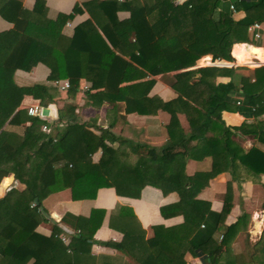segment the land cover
<instances>
[{"label":"trees","instance_id":"trees-1","mask_svg":"<svg viewBox=\"0 0 264 264\" xmlns=\"http://www.w3.org/2000/svg\"><path fill=\"white\" fill-rule=\"evenodd\" d=\"M226 2L245 12L244 17L236 19ZM82 11L89 17L66 33V21ZM119 11L128 16L119 18ZM0 16L12 24L0 31V191L11 180L6 176L14 180L0 197V264H187L186 253L198 261L190 264H264V245L260 249L249 241L250 214L242 210L235 222L224 224L237 173L244 170L255 179L264 174V151L256 146L245 151L231 136L241 132L264 142V125L231 126L222 118L225 111L244 117L264 112V65L249 75L240 74L237 83L216 78L233 77L244 66L190 69L201 57L206 63L209 56L233 60L234 43H252L247 28L264 21V0H83L74 4L71 13L54 17L48 16L44 0H34L31 8L24 7L22 0H0ZM246 46L235 45L233 54L242 63L255 65ZM37 65L48 69L45 79L20 84L17 71L28 72ZM172 71L170 85L177 96L163 100L149 95L155 82L151 76ZM54 79H67L72 93L83 82L91 91L82 103L60 101L57 120L47 134L41 130L44 120L29 115L21 103L25 97L45 102L59 96ZM84 106H105V126H99L98 133L91 129L94 119L78 118ZM122 110L166 111L167 141L155 149L117 135L112 128L118 117L124 118ZM110 113L114 117L108 121ZM178 114L185 116L188 130ZM126 147L136 155L133 162ZM150 150L154 155L148 158ZM206 156L211 159L208 170L185 174L187 158ZM220 172H227L231 181L221 211L215 212L198 195ZM147 183L164 194L178 193L179 199L160 206V213L182 215L183 220L152 225L147 236L137 221L111 218L110 227L123 236L103 244L117 254L91 252L103 210L92 209L87 217L64 214L61 222L73 228L67 242L60 239L65 230L56 222L49 235L36 230L49 219L38 206L51 193L69 188L72 199L92 200L102 187L113 186L119 192ZM261 187L264 210L263 183ZM241 235L243 247L237 251Z\"/></svg>","mask_w":264,"mask_h":264},{"label":"crops","instance_id":"crops-1","mask_svg":"<svg viewBox=\"0 0 264 264\" xmlns=\"http://www.w3.org/2000/svg\"><path fill=\"white\" fill-rule=\"evenodd\" d=\"M83 0H44L48 10V16L54 17L57 13H71L75 3H80ZM24 5L25 0H22ZM233 4V3H232ZM225 6L229 9V3L226 2ZM230 10V9H229ZM232 13V12H231ZM236 19L244 17L245 12L235 11L232 13ZM119 18H125L128 16V12L119 11ZM89 15L86 11L74 13L69 19L72 21V26L67 27L65 25L66 33L70 34L72 28L80 23L81 21L88 18ZM261 24V38L256 40L252 39V43H234L231 47V55L234 61L239 59L233 54L234 46L240 44H246L245 51L250 53L252 61L255 65L245 63L246 69H237L232 76L222 75L217 76L216 81L226 83L231 79L236 83L240 74L249 75L252 71L261 65H264V21L259 22ZM12 24L0 16V31L11 28ZM250 33V32H249ZM251 34V33H250ZM234 52H238L237 47ZM209 56V55H208ZM212 60L211 56H209ZM239 58H244L243 55H239ZM231 61V60H230ZM233 61V60H232ZM241 64V61H239ZM209 66L204 65L199 60L190 69ZM240 65H234L237 67ZM175 71L158 74L151 76L155 79L153 86L150 89L149 95L156 94L163 100H169L175 98L177 93L170 85V76ZM48 74V69L43 65H37L30 71H17L16 79L20 84H30L34 81L45 79ZM253 80V79H252ZM61 102L64 100H76L77 102H85L87 99L86 95H82L78 92L72 93L70 91L61 92ZM235 97L242 100L243 96L235 94ZM33 99L31 97H25L23 101ZM59 103V101H58ZM124 107V104H122ZM105 106H101L99 109H94L89 106L80 107L78 118L81 121H88L94 119V124L91 129L98 133L99 126H105ZM121 119H117L114 123L112 131L117 135L123 137L134 144H146L152 148L161 147L168 139L166 124L169 121V114L166 111L158 110L155 114H138L135 112L125 113L121 111ZM107 120H113L112 114H109ZM179 122L184 130H188V123L183 114H178ZM222 118L225 124L231 126H238L242 123L247 124H260L264 125V112L257 116L244 117L238 112L225 111L222 113ZM231 138L243 149L248 150L253 146L260 148L264 151V142H258L255 137L251 134H243L241 132H235ZM116 145V144H115ZM126 151H129L128 160L133 162L136 155L131 152L127 147ZM148 158L154 155L153 150L148 151ZM100 155V152H96L93 158L96 160ZM211 166V159L209 156L196 160L193 158H187L184 164V172L186 175H193L198 170H208ZM13 180V176L9 175ZM231 181V177L227 172H220L214 177L209 179L208 185L201 190L198 197L210 202L211 210L219 212L223 206V195L226 192L227 181ZM9 182V183H10ZM264 184V174H261L259 178H254L244 170H240L236 179L232 180V207L229 213L226 215L224 224L229 225L236 221L237 216L242 210L247 211L252 219L253 214L260 208L251 210L249 203L252 201L261 200L262 187ZM132 187V186H131ZM133 186L132 190H120L119 192L115 187H102L97 190L96 196L92 200H74L71 197V191L69 188L59 190L46 196L41 206L48 214L49 219L40 222L36 230L43 234L49 235L52 232L54 223L56 222L65 231L62 234H67L68 237L71 235L73 228L61 222V217L66 213L73 215H82L87 217L92 209L103 210V216L99 222L97 221V228L93 234V243L91 246V252L95 255L98 254H109L114 255L118 252L111 246H106L103 243L106 241H120L123 233L116 229L114 226L110 227L111 218H128L132 222L137 221L139 225L146 231V235L149 236L152 233L151 226L155 224H162L165 226L174 225L180 223L183 220L182 215H173L165 217L160 213V206L176 202L179 199V195L175 191H170L164 194L161 189L156 188L152 184H145L140 188ZM3 193V190H2ZM3 194H0L2 196ZM120 208V209H119ZM262 210V209H261ZM124 211V215L123 214ZM122 212V213H121ZM114 216V217H113ZM98 219V218H96ZM95 219V220H96ZM133 222V223H134ZM61 234V235H62ZM236 243V242H235ZM185 260L187 263H198L197 259L194 258L190 253L185 254Z\"/></svg>","mask_w":264,"mask_h":264},{"label":"built area","instance_id":"built-area-1","mask_svg":"<svg viewBox=\"0 0 264 264\" xmlns=\"http://www.w3.org/2000/svg\"><path fill=\"white\" fill-rule=\"evenodd\" d=\"M34 0H25L24 3V7L26 8H31L33 5ZM229 9L232 13H234L235 7L232 3L229 4ZM65 25L67 27H71L72 26V21L71 20H67ZM247 30L251 33L252 37L256 40L260 39L262 34H261V24L259 22H254L252 24H250L247 28ZM204 65H214V66H221V67H231L234 66V63L232 61L229 60H223L220 58H217L215 60H211L207 63H203ZM52 85L57 89V91L59 92H66L69 91L70 89V82L67 79H54L52 81ZM91 91L89 86L83 82L80 84V88L78 93L85 95L86 92ZM21 107L26 108L27 112L29 115L32 116H38L39 118H41L42 120H44V122L41 125V130L45 133H50L52 130V127L54 125V123L57 120V99H51L45 102L40 101L39 99H30L28 101H22L21 103ZM46 108L47 109V113L43 114L42 113V109ZM12 183H14V180H12L10 183H8L6 186H4L3 190V194L6 192V190L8 189L9 185H11ZM2 195V196H3ZM1 197V196H0ZM203 226V225H201ZM71 232H73L71 230ZM60 239L63 242H67L69 237L67 234H62L60 235ZM190 264V263H187Z\"/></svg>","mask_w":264,"mask_h":264},{"label":"rangeland","instance_id":"rangeland-1","mask_svg":"<svg viewBox=\"0 0 264 264\" xmlns=\"http://www.w3.org/2000/svg\"><path fill=\"white\" fill-rule=\"evenodd\" d=\"M203 57H201L200 61L201 63H206L205 61L202 60ZM232 61V60H231ZM234 65H240V66H245L246 64H240L236 63V60L232 61ZM61 92H59V96L56 97L57 99V104L58 101H61ZM1 184V183H0ZM5 185L2 186V189ZM2 189L0 191V194L2 193ZM262 196V195H261ZM261 202V200H260ZM249 208L251 210L260 208V203L259 201H252L249 203ZM258 222V223H257ZM258 224V225H257ZM257 227V228H256ZM248 234H249V241L252 245H258V247L261 249L263 248L264 245V210H256V212L253 214L252 219L250 218L249 225H248ZM258 231V232H257ZM243 235L240 236V241H238L235 244V249L237 251L241 250L243 247Z\"/></svg>","mask_w":264,"mask_h":264},{"label":"water","instance_id":"water-1","mask_svg":"<svg viewBox=\"0 0 264 264\" xmlns=\"http://www.w3.org/2000/svg\"><path fill=\"white\" fill-rule=\"evenodd\" d=\"M42 113H43V114H46V113H47V109H46V108H43V109H42ZM34 203L37 204V205H39V201H38V198H37V197L34 198ZM38 207H39L40 212H41L44 216L48 217V214L46 213V211L44 210V208H43L41 205H39Z\"/></svg>","mask_w":264,"mask_h":264},{"label":"bare ground","instance_id":"bare-ground-1","mask_svg":"<svg viewBox=\"0 0 264 264\" xmlns=\"http://www.w3.org/2000/svg\"><path fill=\"white\" fill-rule=\"evenodd\" d=\"M258 223V222H257ZM258 225V224H257ZM257 228V227H256ZM258 232V231H257Z\"/></svg>","mask_w":264,"mask_h":264}]
</instances>
